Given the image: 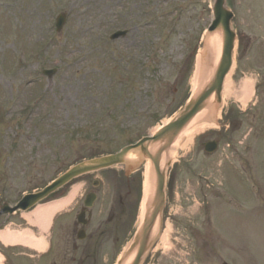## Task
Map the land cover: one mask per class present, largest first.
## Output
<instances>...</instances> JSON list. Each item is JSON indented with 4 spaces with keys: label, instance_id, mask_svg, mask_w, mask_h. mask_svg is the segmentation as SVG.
Returning a JSON list of instances; mask_svg holds the SVG:
<instances>
[{
    "label": "rangeland",
    "instance_id": "374dc122",
    "mask_svg": "<svg viewBox=\"0 0 264 264\" xmlns=\"http://www.w3.org/2000/svg\"><path fill=\"white\" fill-rule=\"evenodd\" d=\"M121 2L0 0L2 111L6 114L22 113L28 119L31 115L36 116L39 110L43 112L48 109V123L53 126V132L57 128L60 134V143L56 147V141L43 140L44 144H50V149L35 142L33 128L36 124L32 122L28 126L33 129V135L29 133L27 138L23 137L25 133L21 127L17 131L16 127L0 125V131L4 132H0V204L3 200L12 204L29 190L43 187L83 156L115 151L165 124L175 108L171 106V110L166 112L172 97L176 95L175 105L180 106L187 92L190 93L192 79L189 78L187 82L181 80L184 68L180 70V60L187 46L196 47L197 38L208 26L211 19L208 13L210 0H192L191 7L175 24L174 33L166 43L151 40V49L159 50V58L152 64V71L134 82L129 94L126 93L124 99L112 105L117 111L106 116L101 101L107 98V102L112 99L115 102V93H119L121 88L119 83L126 78L120 80L122 75L119 72L126 68L120 63L126 62L134 69L151 50L148 51L150 46L145 43V51L142 52L139 42L140 36L142 38L145 34L143 31L153 27L144 30L139 26L135 36L111 43L99 41L111 28L117 27ZM227 2L235 14L233 28L238 41L235 65L223 91V110L226 112L231 107L234 113H246L240 116L238 124H232L229 119L232 126L226 131L222 127L221 130H203L187 148L179 150V156L184 157L177 159L173 170L177 166L181 168L182 163L180 165L178 162L184 160L188 170L180 182L175 202L168 212L165 211L168 224L163 234L160 232L157 235V239H161L156 252L163 255L161 258L159 254L156 255V259L160 258L159 263L149 259L144 264H168L164 261L174 255L183 264H186L185 258L190 261L191 256H196L200 264H264V0ZM150 5H153L151 0H136L137 11L145 7L153 10ZM155 6L160 7L159 0H155ZM69 9L71 16L54 38L47 57L49 64H46L42 44L53 34V14L68 12ZM156 12L159 11L155 9ZM140 15L143 19L142 13ZM158 37L155 35L152 38ZM133 46L135 52H132ZM161 48L164 54H161ZM124 49H128L127 52ZM76 54L82 59L68 66L70 58ZM163 55H170L168 62L162 60ZM126 56L129 57L123 58ZM53 66H59L57 74L50 79L42 78V81L37 77L38 83L35 82L36 73L41 67ZM179 70L180 76H177ZM100 72H104L108 80L102 93ZM245 82L250 83L253 89L252 96L246 102L241 99V86ZM40 94L43 95L41 105L27 111L26 103ZM10 99L13 100L7 101ZM153 116L156 119L151 121ZM97 117H100V122H96ZM121 125L127 126L126 132L122 131ZM68 128L78 137L86 135L85 139L76 137L74 141L67 132ZM90 133L93 135H88ZM67 138L73 146L67 145ZM212 139L218 141V148L213 155H205L202 146ZM10 146L13 150L9 151ZM47 153L51 155L42 157ZM210 164L215 169V181L209 176L203 177L208 172L205 171L207 168L201 169ZM202 171L206 173L203 176L199 174ZM187 172L199 174L200 180L209 179L210 183L198 181ZM229 177L230 190L240 200L231 199L229 193L221 189L229 190L226 186ZM206 209L207 212H204ZM59 223L54 228L55 239L61 236ZM26 224L27 219L19 215L9 219L0 218V229H31ZM37 251L21 246L5 249L0 243L4 264H27L28 261L21 259V253L36 255L39 254ZM193 264L197 263L194 261Z\"/></svg>",
    "mask_w": 264,
    "mask_h": 264
},
{
    "label": "water",
    "instance_id": "95a60500",
    "mask_svg": "<svg viewBox=\"0 0 264 264\" xmlns=\"http://www.w3.org/2000/svg\"><path fill=\"white\" fill-rule=\"evenodd\" d=\"M213 14L214 21L211 27L208 30L206 40L203 44V50L199 59V68H198V79L200 81L201 90L191 98L187 107L180 113L178 118L170 122L166 127L162 128L153 139L142 141L136 147L140 148L141 153L149 157L152 160V165L154 164L155 169V184L153 185V195L155 200V206L157 207L156 212H153L152 218L156 217L158 214L157 211L161 209L163 205L164 192H163V183L164 175L160 173L156 160L159 159L160 154L167 149L174 139L179 135V133L184 129V127L189 123V121L201 110L207 107V101L213 97L212 106L215 108V102H220V93L223 84V80L227 75L231 64H232V50L233 42L235 40V35L229 27V22L232 18V14L229 13L224 8V0H215L213 4ZM219 35L221 38V53L216 64L213 66V60L215 58V40L212 35ZM212 54L211 56L209 55ZM212 64V68H211ZM211 68V69H210ZM208 78V79H206ZM206 79V80H203ZM157 147L155 154L149 153L148 148ZM133 147L123 149L119 154L111 157H105L91 161L89 163L83 164L76 169L70 170L64 176L59 178L55 183L50 187L46 188L44 191L38 193L37 195L30 196L25 198L16 208L25 209L40 199H43L49 193L54 191L56 188L60 187L68 180L74 176L84 173V171H92L101 168L108 167L116 163L123 155L128 153ZM213 148L210 149V151ZM15 208V209H16ZM3 212L13 211L9 209L6 205L2 208ZM151 227V226H150ZM150 228L147 225L145 226L144 231L140 234V238H144V232L148 235Z\"/></svg>",
    "mask_w": 264,
    "mask_h": 264
},
{
    "label": "bare ground",
    "instance_id": "6f19581e",
    "mask_svg": "<svg viewBox=\"0 0 264 264\" xmlns=\"http://www.w3.org/2000/svg\"><path fill=\"white\" fill-rule=\"evenodd\" d=\"M215 40V45L218 43L219 39L217 37L213 38ZM220 46V41H219ZM219 53V49H218ZM251 85L248 82L243 83L241 86V99L246 102L249 97H251ZM213 110V107H208L206 111L200 113L194 121L197 122L198 126L196 127L195 131L192 133H187L185 136L183 134L179 135L177 141L173 143V146L167 151L162 159V163H167L169 157H175L177 151L181 148H186L190 145L193 140V137L198 134L202 129V122H206L211 120V115H209ZM209 115V116H208ZM193 121V122H194ZM76 189H73L72 192L68 195L67 198L61 201H54L43 206H39L34 209L33 211V219L29 220L28 223L31 226H36L41 233L47 231V227L49 226L52 218L54 215L60 211L61 209L65 208L70 200L75 195ZM148 191H146V196L148 195ZM0 241L5 245H23L35 250H41L45 247V240L43 237L36 239L30 231H22V232H11L9 230H4L0 232ZM0 264L2 263V259H0Z\"/></svg>",
    "mask_w": 264,
    "mask_h": 264
},
{
    "label": "flooded vegetation",
    "instance_id": "af4514ba",
    "mask_svg": "<svg viewBox=\"0 0 264 264\" xmlns=\"http://www.w3.org/2000/svg\"><path fill=\"white\" fill-rule=\"evenodd\" d=\"M96 225H97V224H96L94 221L91 222V220H90V222L88 223V225H87L86 228H85L86 233L90 234V233L93 231V229L95 228ZM91 239H92V234H91L89 237H86L85 242H86L87 240L91 241ZM84 245H86V244H84ZM84 245H81V246H84ZM81 250H82L83 252L86 251L85 247H84V248L82 247Z\"/></svg>",
    "mask_w": 264,
    "mask_h": 264
}]
</instances>
